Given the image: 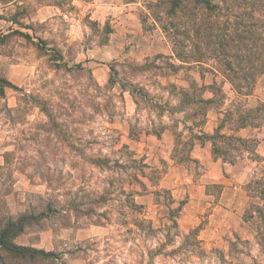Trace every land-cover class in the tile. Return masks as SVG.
I'll return each instance as SVG.
<instances>
[{
	"label": "rangeland",
	"instance_id": "obj_1",
	"mask_svg": "<svg viewBox=\"0 0 264 264\" xmlns=\"http://www.w3.org/2000/svg\"><path fill=\"white\" fill-rule=\"evenodd\" d=\"M154 3L0 0V77L19 88L0 97V143L11 148L0 229L22 172L33 220L21 238L54 253L15 259L2 250L4 264H264V73L238 96L212 69L219 55L177 67ZM110 79L116 86L101 95ZM192 81L217 82L206 117L188 103ZM109 102L111 115L101 108ZM257 105L253 125L240 127L244 108ZM221 122L247 140L225 159L196 137ZM48 228L53 237L39 239Z\"/></svg>",
	"mask_w": 264,
	"mask_h": 264
},
{
	"label": "trees",
	"instance_id": "obj_2",
	"mask_svg": "<svg viewBox=\"0 0 264 264\" xmlns=\"http://www.w3.org/2000/svg\"><path fill=\"white\" fill-rule=\"evenodd\" d=\"M252 1L159 0L158 5L154 3L152 6L159 8V14L155 20L163 23L160 28L171 39L172 51L175 58L180 62L177 67H181L185 63L203 66L208 64L206 60H209L210 54L219 55L220 63H217V68L212 67V69L224 76L235 94L249 96L252 94L258 76L264 73V2L257 4V2ZM241 3L245 8H240L242 5L239 4ZM236 8L241 10L237 11ZM170 66L173 67V64ZM116 83L115 80L110 79L108 85L103 88L98 85L99 93L107 95L116 86ZM119 85L124 89L126 87L125 84ZM132 85L133 83L130 82L127 86L132 87ZM6 87L19 89L7 79L0 77V97L5 96ZM216 87V81H212L210 84H199L196 81L189 83L191 98H189L188 103L196 108L195 114L200 113L206 117L208 106L214 103V96H205V93L209 92L214 95L216 91H220ZM129 92L132 94L133 89H129ZM179 93L184 98H187L189 94L184 87H180ZM112 96L114 95L112 94ZM184 101L183 103L186 102ZM113 106L114 104L109 102V104L101 105V108L108 115H111L112 113L108 108ZM161 106L166 109V105L156 104L158 110H162ZM5 108L9 111L7 106ZM244 109L247 113L245 116L239 117L240 127H245L247 124L253 125L247 119L248 117L255 119L253 112H257L260 107L257 105ZM204 123V119L197 122V124ZM223 127L221 122L209 136L199 130L200 133L196 137L200 141L203 139L210 140L212 156L225 159L227 147L238 150V146L243 145L247 140L236 135L223 133ZM163 129L165 126H161L153 132L159 135ZM92 142H97L96 136H91V141L88 143ZM89 159L91 160V158ZM233 160L231 158L230 162ZM91 161L95 162V159L93 158ZM255 183L258 182L255 181ZM30 220H33V217L28 214H22L16 219L7 216L3 228L0 229V251H5L7 255L15 259L17 257L33 259L36 256L51 259L54 257L52 251L18 245L13 241L17 235L23 232L25 225ZM171 221L176 222L173 218ZM4 263H6L5 257L0 253V264Z\"/></svg>",
	"mask_w": 264,
	"mask_h": 264
},
{
	"label": "crops",
	"instance_id": "obj_3",
	"mask_svg": "<svg viewBox=\"0 0 264 264\" xmlns=\"http://www.w3.org/2000/svg\"><path fill=\"white\" fill-rule=\"evenodd\" d=\"M1 132V130H0ZM1 140V137H0ZM10 145H6L3 143H0V171L3 170L5 164H6V153L11 151L10 150ZM14 179L15 181L13 182V187H14V191L13 193H15V196L17 198H15V196L13 197L11 193L5 195L8 200V205H9V212H8V217H11L13 219L18 218L19 216H21L22 214H27V202H26V193L27 191H30L32 189L33 184H31L29 182V180L27 179V177L19 171H15L14 174ZM30 227V223L26 224L24 227V230L22 233H20L19 235H17L13 241L18 244V245H27V246H31V247H42L44 244H39L42 246H39L38 244L34 243L33 241H23L22 240V236L26 235L25 231L26 229H28ZM53 230L50 228L48 229H42L39 233L41 235V240H48V237L51 236L53 237ZM27 237H29L28 235H26ZM43 248V247H42Z\"/></svg>",
	"mask_w": 264,
	"mask_h": 264
}]
</instances>
